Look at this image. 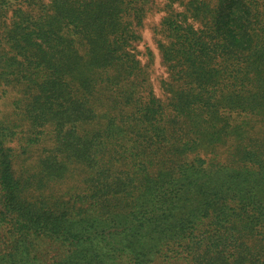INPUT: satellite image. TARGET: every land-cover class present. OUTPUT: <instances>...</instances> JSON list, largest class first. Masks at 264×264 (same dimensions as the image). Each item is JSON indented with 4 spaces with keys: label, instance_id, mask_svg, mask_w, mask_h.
Returning a JSON list of instances; mask_svg holds the SVG:
<instances>
[{
    "label": "trees",
    "instance_id": "1",
    "mask_svg": "<svg viewBox=\"0 0 264 264\" xmlns=\"http://www.w3.org/2000/svg\"><path fill=\"white\" fill-rule=\"evenodd\" d=\"M15 5L0 89L31 98L0 118V264H264V0L167 1L161 82L151 0H0V31Z\"/></svg>",
    "mask_w": 264,
    "mask_h": 264
},
{
    "label": "rangeland",
    "instance_id": "2",
    "mask_svg": "<svg viewBox=\"0 0 264 264\" xmlns=\"http://www.w3.org/2000/svg\"><path fill=\"white\" fill-rule=\"evenodd\" d=\"M45 5L50 6L51 0H43ZM170 0H151V3L153 5V9H151L147 15L145 16V23L143 28L141 29V35H142V41L137 44V48L139 50L140 58L142 59V62L145 63L149 59V55L147 53V49H150L154 56V64H153V79L158 78V81L161 82L162 78H168L167 68L163 64L162 56H161V50H160V40H162V33H160V25L161 21L165 15L164 10L162 9L163 5ZM158 6L159 8H157ZM16 8V5L10 9L9 16L6 18V24L2 25L1 33H7L8 32V25L11 26L12 21L14 20V9ZM48 8L49 14H51V11ZM0 33V36H1ZM2 37V36H1ZM3 40V39H2ZM4 41V40H3ZM2 44L1 38H0V45ZM1 51V47H0ZM5 65V63H4ZM2 66V61L0 62V70ZM10 91L7 93L3 92V88L0 89V118L11 122V123H17L19 122L20 116L19 113L23 112V109L25 108V103L29 101L31 98V93L28 92V90L25 88L24 84L15 86L10 85L9 86ZM23 99V101H21ZM27 133V129H24V132L22 135H25ZM21 141V142H20ZM52 144V142H51ZM22 145H26L25 141H22L19 138H16L14 142L12 143V147H15L19 153H21ZM43 145L41 148L35 147L33 149L32 154H27L24 156L18 157V161L15 165V170L20 171H26L27 173L30 172H37L38 168V160L39 157L42 155ZM48 149V148H45ZM31 152V149L28 151V153ZM161 264V263H157Z\"/></svg>",
    "mask_w": 264,
    "mask_h": 264
}]
</instances>
